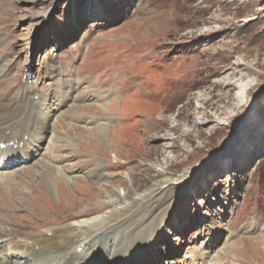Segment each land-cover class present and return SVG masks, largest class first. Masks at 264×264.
Segmentation results:
<instances>
[{
    "label": "rangeland",
    "instance_id": "obj_1",
    "mask_svg": "<svg viewBox=\"0 0 264 264\" xmlns=\"http://www.w3.org/2000/svg\"><path fill=\"white\" fill-rule=\"evenodd\" d=\"M27 77L43 139L0 184L6 225L99 205L97 173L121 194L167 176L140 264H264V0H0V83Z\"/></svg>",
    "mask_w": 264,
    "mask_h": 264
},
{
    "label": "bare ground",
    "instance_id": "obj_2",
    "mask_svg": "<svg viewBox=\"0 0 264 264\" xmlns=\"http://www.w3.org/2000/svg\"><path fill=\"white\" fill-rule=\"evenodd\" d=\"M138 53L136 51V57H138ZM28 78L23 79V84L19 87L13 84L9 86L10 82L8 84L5 81L0 83L1 88L7 87L6 94L14 90V94L10 97L6 94L0 95V184L9 188L10 195L19 189L17 186L20 184L14 183L13 178L16 177V174L10 169L18 164L21 165L23 160L30 158L29 144L32 145L43 139V131L40 130L43 129V126L35 121L36 116L42 113V105L37 106L28 100L29 94L35 90L29 86ZM97 96L98 100L106 99L102 92L101 94L97 93ZM135 96L143 98V101L135 102L140 103L141 108L147 109L150 117L162 112V110H158L160 107L158 104L148 103L145 100L146 91L140 90ZM11 97H15V99H11ZM16 99L18 101L14 106L12 103ZM124 101L125 104L133 102L134 99ZM129 118L127 114H122L121 117H117V124L123 120H129ZM6 130L10 131L9 135H7L9 131ZM160 131L161 129L156 131L158 136L154 137L155 140L162 141L169 138L167 134H160ZM147 133L148 129L144 130V138ZM23 135H27L26 140L23 139ZM135 139L136 137H134ZM120 141L121 139L117 143ZM159 148L161 149L160 145ZM116 157H118L117 148L113 155V158ZM28 171L31 173V170ZM161 171L165 173L164 169ZM162 179L163 183L160 186L154 185L142 193L132 194L129 190H124L125 192L121 194L119 188L125 186L123 179L119 178L111 185V182L108 181L110 178L106 180V176L97 173L94 181L95 189L104 196V200L99 205L90 204V208L80 204L81 209L65 215V220L68 219L64 222L50 225L45 222V219H40V222H33L35 229L16 231L1 219L0 264H140L143 253L146 252L149 245L147 239L153 237L157 231L155 223L159 217L157 218L154 213L157 209L154 201L158 200L156 196L160 192L170 186L172 178L166 176ZM116 184L118 190L114 188ZM4 193L7 192L4 191ZM77 193L81 195L82 192L77 191ZM0 198L6 204L9 203L7 195H0ZM72 198L69 205L71 204V208H76L78 199L72 200ZM3 207L6 210L13 208L12 205L4 206V204ZM134 209L135 212L137 210L136 213H133ZM37 225L40 226L37 227ZM135 232L137 233L135 242L128 244L129 241L125 239Z\"/></svg>",
    "mask_w": 264,
    "mask_h": 264
}]
</instances>
